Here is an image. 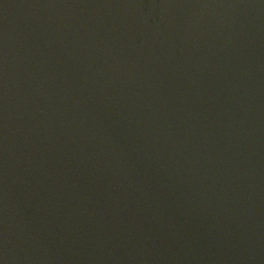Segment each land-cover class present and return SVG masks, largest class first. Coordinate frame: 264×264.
Returning <instances> with one entry per match:
<instances>
[{
    "label": "water",
    "instance_id": "water-1",
    "mask_svg": "<svg viewBox=\"0 0 264 264\" xmlns=\"http://www.w3.org/2000/svg\"><path fill=\"white\" fill-rule=\"evenodd\" d=\"M0 264H264V0H0Z\"/></svg>",
    "mask_w": 264,
    "mask_h": 264
}]
</instances>
